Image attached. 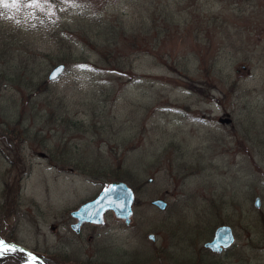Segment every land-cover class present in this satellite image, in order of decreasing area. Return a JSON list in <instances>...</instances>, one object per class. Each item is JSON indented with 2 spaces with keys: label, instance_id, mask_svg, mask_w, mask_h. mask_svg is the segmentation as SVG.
<instances>
[{
  "label": "rangeland",
  "instance_id": "1",
  "mask_svg": "<svg viewBox=\"0 0 264 264\" xmlns=\"http://www.w3.org/2000/svg\"><path fill=\"white\" fill-rule=\"evenodd\" d=\"M11 5L0 133L22 140L0 138V240L49 264H264V0ZM113 180L134 190L133 222L108 211L76 233L70 212ZM222 224L235 241L215 253ZM11 254L0 264L30 260Z\"/></svg>",
  "mask_w": 264,
  "mask_h": 264
},
{
  "label": "water",
  "instance_id": "2",
  "mask_svg": "<svg viewBox=\"0 0 264 264\" xmlns=\"http://www.w3.org/2000/svg\"><path fill=\"white\" fill-rule=\"evenodd\" d=\"M64 67L62 63L57 64L50 71L48 78H57L64 70ZM134 198V191L124 181H112L107 187L103 188L95 198L84 202L76 210L71 212V215L77 220L76 223L72 225V228L78 232L80 225L84 222L100 225L104 224V213L107 210H112L116 218L124 220L125 223H129L131 220ZM152 204L160 209H164L166 206L165 201L162 199H155L152 201ZM254 205L259 207V197L254 199ZM153 237V234L149 235L150 239ZM233 241L234 236L231 232V228L227 225H221L215 229L212 240L206 242L205 246L212 251H221L223 248L230 246ZM8 245L14 246L17 249H22L28 254H31V257L38 259L40 264H49L45 258L35 257L34 254L22 246L15 244Z\"/></svg>",
  "mask_w": 264,
  "mask_h": 264
},
{
  "label": "trees",
  "instance_id": "3",
  "mask_svg": "<svg viewBox=\"0 0 264 264\" xmlns=\"http://www.w3.org/2000/svg\"><path fill=\"white\" fill-rule=\"evenodd\" d=\"M42 85H44V87H45V82L44 81L42 82ZM198 90L199 91H202L201 89H198ZM0 138L1 139L4 138V139H6V141L8 140V142H11L12 140L18 142V141H21L22 140L21 137H20V135H19V132L16 131L15 127L10 128V129H6V130L4 129L0 133ZM120 170H122V167L118 166V167H116V170L115 171H118L119 172ZM117 176H118V179H120V176L119 175H117ZM11 253L12 254H15L16 251H12ZM14 263H16V262H14Z\"/></svg>",
  "mask_w": 264,
  "mask_h": 264
},
{
  "label": "snow or ice",
  "instance_id": "4",
  "mask_svg": "<svg viewBox=\"0 0 264 264\" xmlns=\"http://www.w3.org/2000/svg\"><path fill=\"white\" fill-rule=\"evenodd\" d=\"M17 0H12V5L13 7H15ZM4 0H0V4H3ZM12 251H16L14 246H10L8 245L5 241L0 240V256H3L6 252H12ZM29 258L34 259L31 257V254H29Z\"/></svg>",
  "mask_w": 264,
  "mask_h": 264
},
{
  "label": "flooded vegetation",
  "instance_id": "5",
  "mask_svg": "<svg viewBox=\"0 0 264 264\" xmlns=\"http://www.w3.org/2000/svg\"><path fill=\"white\" fill-rule=\"evenodd\" d=\"M166 209H167V208H166ZM166 209H165V210H166ZM165 210H164V211H165ZM119 221H120V220H119ZM121 222H122V221H121ZM132 222H133V218L131 219V222H130L129 224H125L124 222H123V223H124L125 225H128V226H129ZM88 225H90V226H99V225L92 224V223H87V226H88ZM100 226H102V225H100Z\"/></svg>",
  "mask_w": 264,
  "mask_h": 264
}]
</instances>
